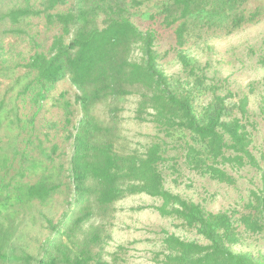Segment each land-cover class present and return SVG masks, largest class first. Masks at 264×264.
I'll use <instances>...</instances> for the list:
<instances>
[{"label":"trees","instance_id":"obj_1","mask_svg":"<svg viewBox=\"0 0 264 264\" xmlns=\"http://www.w3.org/2000/svg\"><path fill=\"white\" fill-rule=\"evenodd\" d=\"M142 6L174 27L164 52L157 30L130 19ZM263 19L264 0H0V264H126L129 246H108L118 204L134 196L154 202L128 210L150 208L184 234L154 231L152 264H264V250L235 249L264 244L250 110L255 96L264 113V76L232 89L221 61L196 54ZM33 20L54 31L47 47ZM64 80L71 97L54 93ZM127 121L152 132L133 142ZM243 169L261 186L230 212L166 186L190 172L237 188Z\"/></svg>","mask_w":264,"mask_h":264},{"label":"rangeland","instance_id":"obj_2","mask_svg":"<svg viewBox=\"0 0 264 264\" xmlns=\"http://www.w3.org/2000/svg\"><path fill=\"white\" fill-rule=\"evenodd\" d=\"M260 2L261 0H254ZM150 7L142 6L136 9H128L130 19L140 28L150 26L158 31L159 39L156 42V48L160 52L169 49L174 43L173 28H165L158 21L149 19ZM35 20L33 23L35 24ZM32 26V32L39 31L38 39L43 46L47 47L50 42L53 30H45L41 24ZM209 44L211 49H197V56L205 61L209 58L211 61H221L223 63L221 76L227 77L232 89H241L245 92L247 84L264 76V19L256 25L246 27L242 31L219 38H211ZM25 47V46H24ZM23 47V48H24ZM26 48V47H25ZM164 68L166 72L173 73L178 71L179 65L175 63L170 53L164 60ZM73 87L66 80L56 84L54 93L68 91L67 97L73 94ZM257 97L252 96L250 110L252 112L251 121L255 122L254 150L257 157L264 154V113H260L256 103ZM57 109L50 103L46 104L42 110L40 117L51 119L56 116ZM39 117V118H40ZM126 133L133 142L142 139L141 133L152 132L150 126L137 124L133 121H127L125 124ZM237 188L228 187L223 184L216 183L206 177H200L194 173L185 172L184 176L179 178V184L175 185L169 176L166 186L174 192H178L196 202L202 203L207 209L212 211L240 209L242 203L248 195V189L260 187V175L254 170L243 169L237 174ZM154 201L147 196H134L118 204L126 210L119 214L117 225L114 228L113 240L108 246V250H113L118 244H127L129 250L126 254V264H152L150 261L151 250L154 249L153 243L156 239L154 231L160 228H166L169 231H175L184 235L181 231L174 229L171 224L158 216L150 208H146L139 212L128 210L130 207L142 204H150ZM192 238V235H188ZM264 244L258 242L249 246L236 247V250H264Z\"/></svg>","mask_w":264,"mask_h":264}]
</instances>
